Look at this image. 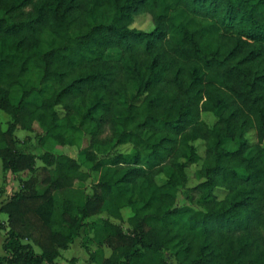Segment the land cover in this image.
Returning <instances> with one entry per match:
<instances>
[{"label": "trees", "instance_id": "16d2710c", "mask_svg": "<svg viewBox=\"0 0 264 264\" xmlns=\"http://www.w3.org/2000/svg\"><path fill=\"white\" fill-rule=\"evenodd\" d=\"M104 6L111 22H93ZM143 13L153 30L132 27ZM0 110L4 176L33 173L0 202V264H55L82 230L96 264H264V0H0ZM34 123L62 145L89 137L83 161L37 167L15 138ZM124 210L129 232L100 222Z\"/></svg>", "mask_w": 264, "mask_h": 264}, {"label": "rangeland", "instance_id": "374dc122", "mask_svg": "<svg viewBox=\"0 0 264 264\" xmlns=\"http://www.w3.org/2000/svg\"><path fill=\"white\" fill-rule=\"evenodd\" d=\"M115 10L111 6H104L96 10L95 17L93 19V22L100 24V23H109L111 22ZM132 27H135L137 29L145 30V31H151L154 29V23L152 21V17L148 13L140 14L136 17L135 22L132 24ZM106 58H118L119 57V50L117 49H111L108 50L105 54ZM0 119L3 123V127L5 129L8 128V125L11 121L10 116L5 113L4 111L0 110ZM203 119L208 124L212 125L216 118L211 113H203ZM46 132L42 129V127L38 123H34L33 128L31 130H24L21 128H18L15 131V138L17 142V146L19 149L31 153L36 157V166L40 167L43 165L42 160L40 159V156L45 152H51L54 155H60V154H67L71 157H74L78 159L79 161H83L84 157L82 155L83 149L87 148L89 146V137L84 138V140L80 144L75 145H62L59 142L48 139L45 137ZM255 133L251 132L250 137L251 140L255 142ZM196 145L198 152L201 156L205 153V145L204 142L201 140H198L194 142ZM238 146V141H228L225 145L228 149H235ZM118 153L123 154H133L134 150L132 149L131 144H125L119 146L112 155H116ZM201 166V162L191 164L187 168V172L189 175V181L187 186H194L200 181L195 177V171ZM33 175L32 172L26 170L23 171L21 174L13 175L8 174L6 177L3 174L2 169V161L0 158V186H3L5 184L6 186V192L3 193L0 196V202L5 203L10 197L15 193L16 190H19L22 188L24 181L29 179ZM99 175L97 173H92L87 180L84 182H77L76 187L81 188L83 190H86L88 192H91L94 185L98 182ZM43 187H39V190H42ZM219 197H223L225 194V190H217L216 191ZM177 204L179 206L190 204L189 201L185 199V188H180V191L178 193V201ZM196 206V205H194ZM101 223L105 219H110L112 222L116 224H120L123 226L124 230L126 232H129L130 226L127 222L128 219V213L127 210L122 211V218H115L110 217L106 213L101 214ZM0 222L4 223L8 227V215L6 213H0ZM89 240V245L91 248L94 247V244L92 243V240L90 239V236L86 235L85 231L82 230L81 237H79L75 241V245L73 246V253H70V251H64L63 257L60 258L58 261V264H76V262H72V255H77L80 249V246H82V242L84 243V240ZM87 240V241H88ZM37 251H39L37 249ZM107 253H111L110 250H107ZM165 257L167 259L168 264H177V260L174 256L173 252H166ZM78 264H91L86 262L83 258L79 259Z\"/></svg>", "mask_w": 264, "mask_h": 264}, {"label": "crops", "instance_id": "0c3cea01", "mask_svg": "<svg viewBox=\"0 0 264 264\" xmlns=\"http://www.w3.org/2000/svg\"><path fill=\"white\" fill-rule=\"evenodd\" d=\"M22 173V172H21ZM21 173H19V174H21ZM16 191H18V190H16ZM15 191V192H16ZM6 192V191H5ZM4 192V193H5ZM9 200V199H8ZM7 200V201H8ZM7 201H5V202H7ZM2 213H4V212H2ZM0 223H2V222H0ZM4 224V223H3ZM5 225V224H4ZM6 233H7V231L5 230V229H2V228H0V254L1 255H5V251H4V249H3V243H4V241H5V238H6ZM81 237V236H80ZM79 238V237H78ZM78 238H76L75 240H74V242H72V243H70L69 244V247L67 248V249H64V250H61V255H60V257L56 260V263L55 264H58V260L60 259V258H62L63 257V252L64 251H70V253H73V246L76 244L75 243V241L78 239ZM108 255H109V253H107ZM72 262H76V264H78V262H79V259L80 258H83L86 262H88V263H91V264H96V263H94V262H91L89 259H90V254H89V251H88V249L86 248V246L84 245V243L82 242V246H80V249H79V252H78V254L77 255H75V254H73L72 256Z\"/></svg>", "mask_w": 264, "mask_h": 264}]
</instances>
